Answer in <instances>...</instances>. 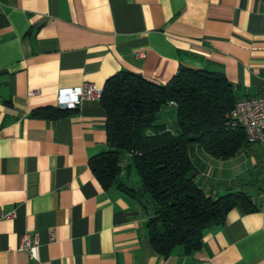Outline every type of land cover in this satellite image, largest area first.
<instances>
[{"label": "crops", "instance_id": "obj_1", "mask_svg": "<svg viewBox=\"0 0 264 264\" xmlns=\"http://www.w3.org/2000/svg\"><path fill=\"white\" fill-rule=\"evenodd\" d=\"M263 12L264 0H0V264H264L260 146L262 158L251 157L260 178L241 190L257 209L238 205L198 250L162 257L141 206L103 189L89 166L108 150L100 101L49 114L60 89L102 90L122 71L164 85L181 66L204 69L223 74L238 99L263 95ZM158 120L178 133L167 112ZM126 157L118 181L138 189ZM189 157L208 195L227 193L216 183L222 160L196 145ZM199 163L213 167L199 173ZM26 233L37 234L35 259L19 249Z\"/></svg>", "mask_w": 264, "mask_h": 264}, {"label": "trees", "instance_id": "obj_2", "mask_svg": "<svg viewBox=\"0 0 264 264\" xmlns=\"http://www.w3.org/2000/svg\"><path fill=\"white\" fill-rule=\"evenodd\" d=\"M237 100L223 74L182 66L164 85L122 71L102 88L108 150L93 157L89 166L103 189L115 185L141 206L151 246L162 257L177 246L186 254L198 250L204 234L221 226L238 205L257 209L243 191L208 195L196 182L189 157L193 145L222 161L249 146L243 129L230 127L227 119ZM170 102L175 105L176 135L158 120ZM49 112L58 118L65 111ZM125 156L139 178L138 189L118 181Z\"/></svg>", "mask_w": 264, "mask_h": 264}, {"label": "built area", "instance_id": "obj_3", "mask_svg": "<svg viewBox=\"0 0 264 264\" xmlns=\"http://www.w3.org/2000/svg\"><path fill=\"white\" fill-rule=\"evenodd\" d=\"M264 17V12H263ZM137 58H144L143 53H137ZM36 92H31L35 95ZM102 90L92 84H82L74 88L60 89L57 94V109L61 111L76 110L82 101L100 100ZM169 106L174 107L170 102ZM229 126L241 127L249 145L260 146L264 150V94L237 100L233 109L227 115ZM14 217V213L6 215ZM39 247L37 234H24L19 249L27 253L30 259H35Z\"/></svg>", "mask_w": 264, "mask_h": 264}, {"label": "rangeland", "instance_id": "obj_4", "mask_svg": "<svg viewBox=\"0 0 264 264\" xmlns=\"http://www.w3.org/2000/svg\"><path fill=\"white\" fill-rule=\"evenodd\" d=\"M167 112V116L171 118L170 123L174 121L175 114L174 110L168 107H165L159 113L161 116L163 113ZM172 124V123H171ZM170 124V125H171ZM246 150V151H244ZM242 152L238 153L235 158L231 161H223L221 162V167H224L225 171L222 174V178H219V182H216L220 185L221 188L227 189V192L230 191H238V190H245L246 184L250 182H255L260 178V169L259 167H253L251 157H256L257 159L262 158L263 151L257 146L252 145L249 148H245ZM196 166L198 169L203 167L200 163ZM223 165V166H222ZM217 166V165H216ZM235 166V168H233ZM204 166L202 171L199 169V173H206L210 167L213 166ZM212 169V168H211ZM223 169V168H222ZM133 171V170H132ZM134 172V171H133ZM131 181L133 182L134 179L138 181V176L136 173L130 174Z\"/></svg>", "mask_w": 264, "mask_h": 264}]
</instances>
